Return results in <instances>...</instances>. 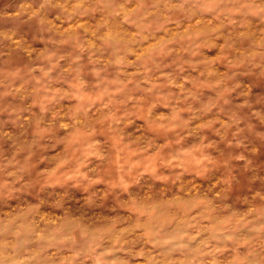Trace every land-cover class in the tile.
Masks as SVG:
<instances>
[{
  "label": "rangeland",
  "instance_id": "374dc122",
  "mask_svg": "<svg viewBox=\"0 0 264 264\" xmlns=\"http://www.w3.org/2000/svg\"><path fill=\"white\" fill-rule=\"evenodd\" d=\"M0 264H264V0H0Z\"/></svg>",
  "mask_w": 264,
  "mask_h": 264
}]
</instances>
